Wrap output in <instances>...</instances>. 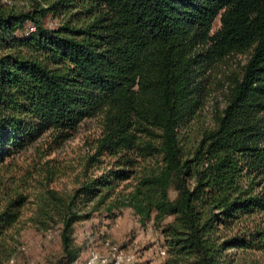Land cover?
Masks as SVG:
<instances>
[{"label":"trees","instance_id":"1","mask_svg":"<svg viewBox=\"0 0 264 264\" xmlns=\"http://www.w3.org/2000/svg\"><path fill=\"white\" fill-rule=\"evenodd\" d=\"M231 56L223 108L187 138ZM91 118L86 165L107 168L69 192L50 168L30 195L15 159ZM119 207L158 231L161 264H264V0H0V264L26 226L56 229L54 264H73L74 225Z\"/></svg>","mask_w":264,"mask_h":264},{"label":"rangeland","instance_id":"2","mask_svg":"<svg viewBox=\"0 0 264 264\" xmlns=\"http://www.w3.org/2000/svg\"><path fill=\"white\" fill-rule=\"evenodd\" d=\"M56 23V20H48L47 27H54ZM216 27L214 23V29ZM244 60V56H231L206 72L201 105L182 132L187 138H196L202 131L212 127L214 117L224 105L227 79L231 72H237ZM99 132V119L91 118L81 122L71 137L63 142L53 144L51 134L46 133L22 152L15 161L27 178V192L33 195L38 190L37 182L40 178L45 181V172L50 168H55L57 173L51 176L53 181L48 186L59 192H69L86 178L106 169L109 163L107 158H103L99 169L86 165V158L92 154L91 148ZM124 184L127 183H122L117 190ZM172 196L170 194V198ZM28 213L24 211V218ZM72 238L73 245L80 251L73 264H83L90 250L100 260H104V264H109L110 252L103 246L105 240L118 250L132 255L133 263L129 264H161L163 260L159 254L162 239L158 231L150 223L140 227L128 208L113 210L111 217L106 215L103 208L92 213L89 220L74 225ZM60 255L56 229L40 233L26 226L20 233L15 253L6 264H54Z\"/></svg>","mask_w":264,"mask_h":264},{"label":"built area","instance_id":"3","mask_svg":"<svg viewBox=\"0 0 264 264\" xmlns=\"http://www.w3.org/2000/svg\"><path fill=\"white\" fill-rule=\"evenodd\" d=\"M103 246L110 252V262L109 264H129L133 263V256L127 253H124L118 250L115 246H113L109 241L105 240L103 242ZM159 254L164 257L163 249L159 252ZM104 264V260H100L97 254L93 251H89L87 258L84 260L83 264Z\"/></svg>","mask_w":264,"mask_h":264}]
</instances>
